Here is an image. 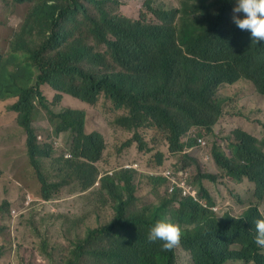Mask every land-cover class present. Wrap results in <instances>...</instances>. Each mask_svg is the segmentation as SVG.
<instances>
[{"label": "trees", "instance_id": "1", "mask_svg": "<svg viewBox=\"0 0 264 264\" xmlns=\"http://www.w3.org/2000/svg\"><path fill=\"white\" fill-rule=\"evenodd\" d=\"M0 1L6 7L31 3L11 50L0 51V101L16 98L9 107L17 112L41 181L36 194L50 201L68 184L71 190L91 189L101 181L89 193L94 198H88L98 200L100 222L87 224L86 235L73 244L62 264H177L179 247L191 253L195 264H264V248L255 244L250 232L254 217L260 216L258 208L246 220L225 221L219 216L211 187L203 180L217 182L221 176L203 171L205 158L186 150L195 146V139L181 142L189 128L204 137L215 134L224 113L223 85L246 79L264 95V41H252L249 31L234 24L237 0H179L178 7L155 9V23L131 19L120 0ZM44 86L57 91V102L64 94L89 104L107 97L116 109L124 110L112 111L108 119L115 138L112 155L120 161L116 167H107L108 142L100 130H88L87 113L71 105L53 109ZM41 112L47 115L51 134H72L69 146L59 144L58 138L44 139L34 127ZM149 129L164 140L168 151L180 154L179 161L164 164L165 151L155 134L148 135ZM224 139L229 152L215 143L211 155L216 164L232 180L253 182L263 201L260 142L240 128ZM55 149L59 156H54ZM135 162L153 172L177 163L192 178L197 173L209 206L161 193L165 179L126 166ZM4 171L0 165V178ZM144 175L161 197L152 206L137 204ZM102 208L104 214L110 213L111 222L104 219ZM8 209L5 199L0 220ZM85 215L75 220L84 222ZM164 218L177 222L182 232L180 245L170 251L162 249L161 241L147 238L150 228Z\"/></svg>", "mask_w": 264, "mask_h": 264}, {"label": "rangeland", "instance_id": "2", "mask_svg": "<svg viewBox=\"0 0 264 264\" xmlns=\"http://www.w3.org/2000/svg\"><path fill=\"white\" fill-rule=\"evenodd\" d=\"M149 1L124 0L122 5L132 18H140L141 13L144 12L150 21H156V17L147 12ZM152 1L154 3V0ZM156 1V7L179 6V0ZM176 2H178V6H175ZM30 6L31 3L15 4L12 2L6 7L0 1V51L2 53H8L11 50L15 32L21 26L22 18L26 16ZM43 89L53 109L59 110L66 105H71L83 109L87 113L88 130H100L108 142V151L105 155L109 156L111 163L107 167H116L120 161L118 163L117 157L112 155L111 149L115 138L108 119L111 117L112 111L123 113L124 110L116 109L107 97L99 100L97 104H89L70 95H64L57 102L55 101L57 94L55 89L50 86H44ZM220 96L223 99L224 113L215 126V134L205 136L208 140L206 148L195 145L189 148L188 152L205 158L206 164L203 171L212 172L210 171L212 169L221 176L217 182H207H209L215 201L222 211L240 216L248 206L256 204L264 214V200L260 201L255 196L253 183L247 179L243 182L232 180L224 170L216 166L213 157L210 156V159H206V156L212 154L215 143L229 152L224 137L235 128L247 130L264 143V95L256 90L250 80L242 79L233 86L223 85L220 89ZM15 100L16 98H11L0 101V165L5 170L4 176L0 178V204L5 199L9 201V209L4 212L0 220L2 226L0 230V264H62L64 256L73 244L78 242V238L86 235L87 224L97 226L100 222L99 212L96 210L98 200L88 198H94L89 193L93 188H98L101 181H97L91 189L75 187L74 190H71V186L68 184L53 200L43 199L40 201L36 199L30 204L26 203L31 196L40 198L36 193L40 191L41 181L28 154L26 133L17 123V112L9 107ZM46 116L45 112H41L33 123L34 127L43 134L44 139L54 142L58 138L59 144L69 146L72 142V134L62 132L57 137L51 134L52 126ZM152 134L157 136L154 130L149 129L148 135ZM158 139L159 148L163 149V152L165 151L164 164L173 160L179 161L180 154L168 151L164 140L157 136ZM155 153L156 151L152 153L153 157ZM59 155L60 151L56 150L54 156ZM68 156H70V152ZM45 165L50 166V162L46 160ZM141 178L144 179L142 182L138 181V183L140 182L137 192L140 197L138 204L149 206L160 202V194L153 191L154 184L148 180L149 177L144 175ZM194 178L198 182L197 173ZM13 207L19 208V210L16 208V213L20 211L16 217L11 212ZM101 213L107 222L112 219L110 213L104 214L103 208ZM82 214H86L84 222L76 221L75 219ZM177 254V264H195L191 253L183 247H179ZM228 264L242 263L229 261Z\"/></svg>", "mask_w": 264, "mask_h": 264}, {"label": "clouds", "instance_id": "3", "mask_svg": "<svg viewBox=\"0 0 264 264\" xmlns=\"http://www.w3.org/2000/svg\"><path fill=\"white\" fill-rule=\"evenodd\" d=\"M123 2L124 0H120ZM157 1L154 0V3L152 0H150L147 4V12L152 13L155 17L156 14L154 13L155 9L158 8H165L164 6H158L156 7ZM124 6V5H122ZM175 6H178V2L175 3ZM232 20L234 24L242 31H249L251 33L252 41H255L257 43L264 41V0H237L235 6L232 10ZM243 13V17H241L239 14ZM131 17V15H129ZM131 19H141L145 23H155L156 21H150L147 17V15L142 12L140 15V18H132ZM51 87V86H50ZM52 88V87H51ZM69 95V94H64ZM71 96V95H70ZM73 97V96H72ZM75 98V97H74ZM77 99V98H76ZM79 100V99H78ZM3 101V100H2ZM86 103V102H85ZM224 105V104H223ZM189 128L181 138V142L186 144L192 139H195L196 146H201L202 148H206L208 145L207 137L200 136L196 130ZM199 129V128H198ZM243 129V128H240ZM200 130V129H199ZM245 130V129H243ZM247 131V130H245ZM248 132V131H247ZM250 133V132H249ZM252 134V133H251ZM253 135V134H252ZM255 136V135H254ZM256 137V136H255ZM258 141L260 142V145L262 149L264 150V143L261 139L256 137ZM192 146H188L186 150L189 148H192ZM68 156V153H67ZM209 156H206V159H210ZM214 159V158H213ZM215 161V160H214ZM216 164V162H215ZM139 163H133L128 164L126 166H134L136 168L139 167ZM177 163L170 165L168 167H163L162 169H159L158 172H153V170L149 171L150 174L153 175V173L160 178L165 179L166 183L165 185H161L159 190L161 193L169 192L170 194H178L180 198L183 199H193L194 201L202 204L203 206H209L207 198L202 194L200 183L196 181V179L191 176V173L189 170L185 168H179L176 166ZM218 167V165L216 164ZM113 171V170H111ZM213 173H216L214 170L210 169ZM245 179H242L241 181H235L237 182H243ZM248 180V179H247ZM99 181V180H98ZM211 180L205 179L203 180L204 185L208 188L209 182ZM251 182V181H250ZM253 183V182H251ZM254 184V183H253ZM210 191V194L213 196L212 189L208 188ZM255 189V196L258 198V200L261 201L260 197L256 195V187L254 184ZM36 199L43 200L42 198H32L29 197L27 202L30 204L31 202H34ZM140 198L138 199V201ZM4 201L2 202V204ZM159 203V202H158ZM0 204V205H2ZM138 204V202H137ZM156 204V203H154ZM139 205V204H138ZM153 204H151L152 206ZM143 206V205H139ZM254 207L258 208L260 216L256 215L252 221V225L250 227V232L252 235H255L254 242L257 246L264 248V214L262 211L259 210V206L256 204H251L248 206V208L243 212L242 215L236 216L229 212H225L221 210V207L219 205L214 206V209L218 212V215L225 219V221H229L230 219L233 220H246L247 215L250 213V211L255 210ZM18 210L19 208L16 207ZM16 208H12L11 212L14 217L18 216L20 214V211L16 213ZM256 211V210H255ZM257 214V212H256ZM111 222V221H110ZM181 237L182 232L181 228L178 225L177 222H172L168 218L160 219L158 220L149 230L148 232V240L150 242H155L157 240L162 242V249L165 251L173 250L174 248L178 247L181 243Z\"/></svg>", "mask_w": 264, "mask_h": 264}, {"label": "crops", "instance_id": "4", "mask_svg": "<svg viewBox=\"0 0 264 264\" xmlns=\"http://www.w3.org/2000/svg\"><path fill=\"white\" fill-rule=\"evenodd\" d=\"M136 163V162H135ZM128 165V164H127ZM138 169L143 170L144 173H149V170H144L141 165H139ZM260 210V208H259ZM261 211V210H260Z\"/></svg>", "mask_w": 264, "mask_h": 264}]
</instances>
